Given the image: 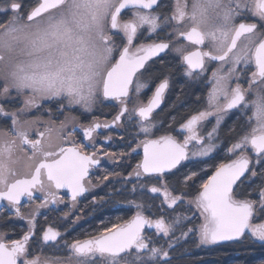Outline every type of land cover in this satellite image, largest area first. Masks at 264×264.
Instances as JSON below:
<instances>
[{"label": "snow or ice", "instance_id": "obj_1", "mask_svg": "<svg viewBox=\"0 0 264 264\" xmlns=\"http://www.w3.org/2000/svg\"><path fill=\"white\" fill-rule=\"evenodd\" d=\"M0 17L6 18L0 22V213L26 224L17 239L0 231V264H171L175 246L191 236L197 246L245 236L264 244V0H0ZM140 36L147 42L136 44ZM168 52L191 80L217 64L203 107L178 128L176 117L166 127L155 119L170 87L167 75L141 99L153 80L149 62ZM105 102L118 107L111 121L93 117L85 124L71 115ZM233 110L243 122L228 129L224 151L234 158L216 165L189 198L198 173L176 172L221 147V126ZM33 112L39 115L28 118ZM210 117L215 123L205 132ZM125 122L143 139L103 156L115 162L142 148V158L126 176L104 169L94 184L98 130ZM110 177L119 178L121 189H111L109 198L139 193L116 201L134 214L65 239L81 220L71 215L79 199ZM244 184L247 193L237 192ZM65 197L64 232L40 225L41 210H58ZM91 203L107 200L93 196ZM181 205L188 211L177 212Z\"/></svg>", "mask_w": 264, "mask_h": 264}, {"label": "flooded vegetation", "instance_id": "obj_2", "mask_svg": "<svg viewBox=\"0 0 264 264\" xmlns=\"http://www.w3.org/2000/svg\"><path fill=\"white\" fill-rule=\"evenodd\" d=\"M172 0H164V3L170 5ZM169 9H161V11H168ZM130 14V13H129ZM5 17H0V22H2ZM146 35V33H145ZM119 42V41H118ZM141 42H147L144 40V36H140L139 39L135 41L136 44H139ZM183 43V41H181ZM163 61V63H161ZM150 65V71L153 73V80L149 84L148 89L145 90L144 95L141 97L143 100H147V97L151 95V92L154 90L157 83H159V80L163 78L164 75H167L170 80V87L169 90L166 93L165 101L161 105L160 109H158L155 113V119L163 121L165 124V127L167 124L171 121L172 117H176V124L174 125V128H178L179 124L184 122L185 119L188 118L189 115L192 114V112L198 108L203 107V99L207 94L208 89L211 87L210 84H207V77L211 75V72L213 69L217 67L216 63H211L208 65V71L204 74V76L200 80H191L184 76V69L179 65L178 59L174 57V54L171 52H168L167 54L161 53L158 58H153L152 61L149 62ZM243 84L244 82L241 81ZM246 86V85H245ZM197 96L201 97V102L198 103L196 98ZM179 97V99H178ZM173 104H175V107H171ZM18 106V105H16ZM50 107V105H49ZM118 111V107L115 106L114 103H101L96 106L94 111L90 114H81L80 111L74 110L71 115H75L79 118V121L81 123H88L93 119V117H96L100 122L105 121H111L113 117L115 116L116 112ZM39 115V113H31V116L28 118H32L34 116ZM43 119H47V115L42 117ZM60 119H63V116L60 117ZM243 122L242 118L240 117V113L236 112L235 110L229 112L225 117L223 124L221 126V140L224 141V143L221 144V147L214 153L211 154L210 157H204V158H192L189 161L183 162V168L185 166H189L191 168L190 171H196L198 173V176L200 172L203 169L202 175H205L206 180L208 176L212 175V173L215 171V166L219 163H227L229 159H232L234 157L229 156L225 153L224 149L227 146L228 143V129L233 126L234 124L239 126ZM215 123V118L210 117L209 120L204 125V131L210 130L212 125ZM136 129L125 122L124 127H117L113 126L109 129L101 128L98 130V135L96 136V144L97 147L102 146L101 150V165L100 168L93 170V183H96V177L103 176L106 173L103 171L102 168H112L113 165L122 164L125 169H127V166L131 165L130 158H118L115 162L108 159L107 157L103 156L104 152H110V153H120V152H127L128 148L126 147L127 141H132V137ZM161 134L160 132L157 133V135ZM173 135H176V132L173 131ZM111 136V140H105L104 137ZM123 137V139H122ZM135 137V136H134ZM182 136H178V139H182ZM136 139H143V136H140ZM135 145L133 144V147ZM90 151L92 149H89ZM139 155L134 156L133 165H135V162L137 163L143 155V149H138ZM251 155V153H250ZM195 163H200L199 168L197 170H194ZM259 165H257V171H259ZM118 173L117 171H110ZM175 171V170H174ZM189 172V171H188ZM124 176L127 175V173H122ZM197 176V177H198ZM172 176L167 177V179L171 180ZM111 183L104 182L100 184L98 187L93 188L90 193L84 194L79 201L77 207L72 212V218L74 219L75 216L79 215L81 216V220L78 223V226L75 227V230L69 229L67 234L65 235V239L71 240L73 238L79 237L84 238L82 233H87L95 230L101 220L104 219H97L95 216L97 215V211L103 210V213L111 212L112 210L117 208H128L127 205H121L117 204L116 201L121 199H128V194L125 193L124 196H121L122 198L114 199L113 197L109 198L107 196V193L110 192L111 189L115 188L114 185L116 184V189L119 190L120 188L118 186H121V181L118 177H110L109 178ZM255 183H260L259 179L255 180ZM107 185V186H105ZM247 184L241 185L238 189L242 191L243 187ZM129 187V185H128ZM66 189H61L59 192V195L64 196ZM39 195V194H38ZM105 197L107 200V203H97L92 204V197ZM190 198V197H189ZM250 198H255V196H252ZM38 202V201H36ZM27 204L28 208L34 207V203ZM27 203V202H26ZM159 200L157 199L155 204H158ZM70 207L69 199L68 197H65V203L58 206V210L56 211H49V210H41L42 214L38 217L39 224L42 226H46L48 223H52L54 226L58 227L61 232H64L65 228L68 227V224H66L64 221L60 219L62 213L68 211V208ZM187 207L186 205H181L177 207L176 209H183ZM45 217H47V220H45ZM99 217V216H98ZM5 218V222H1V219ZM130 219V218H128ZM127 220V219H126ZM105 222H113L112 219H105ZM5 224V225H3ZM4 226V227H3ZM6 227V228H5ZM3 228V229H2ZM0 231L7 232L8 236L7 239H17L22 235V229L26 230V224L24 221L20 220H12L9 222L7 210H5L3 213H0ZM146 235L153 236V238H156L154 236L153 231L146 229ZM172 259V257H171ZM175 259V258H173Z\"/></svg>", "mask_w": 264, "mask_h": 264}, {"label": "trees", "instance_id": "obj_3", "mask_svg": "<svg viewBox=\"0 0 264 264\" xmlns=\"http://www.w3.org/2000/svg\"><path fill=\"white\" fill-rule=\"evenodd\" d=\"M130 159L131 165L127 166V169H125L122 164H115L112 168L108 167L102 169L117 171L118 173L124 174L128 173L132 170V167L135 166H132L134 157ZM198 165H200V163H195V167L193 169L197 170L199 168ZM190 170L191 168L189 166H185L184 168L180 167L179 172H176V177H182V174L187 173ZM202 173L203 172L201 171L199 176L195 178L194 183H192L191 186L187 189L188 197L191 198L195 195L200 183L205 179V175H202ZM176 177H171V180L175 179ZM114 187L116 189V184L114 185ZM118 187L120 188L121 186ZM129 187H131V185H129ZM248 188L249 185H247V187L244 186L242 191L237 189V192L247 193ZM147 195L149 194H146V197ZM137 196H139V193H137L136 196L128 195V199H134L137 198ZM113 198L118 199L122 197L113 196ZM151 202L155 204L156 200ZM176 211L185 212L188 211V208L185 207L183 209H176ZM134 212L135 209L130 207L120 209L115 208L112 210V213L109 211L108 213H103V210H98L97 215L95 217L97 219L104 220L112 219L113 222H117V217L126 220L128 218H131ZM171 214L172 213L169 212V215ZM4 220L5 218H2L1 222H5ZM196 223H199V220H197ZM179 234V231H177L176 236H179ZM159 243H164V240L160 239ZM198 243L199 241L196 236H191L186 240L181 239L175 246L174 251H172L171 253V264H257L258 260L264 258V244H260L259 242H253L247 236L239 238L237 240L217 242L216 244L212 245L197 246Z\"/></svg>", "mask_w": 264, "mask_h": 264}, {"label": "rangeland", "instance_id": "obj_4", "mask_svg": "<svg viewBox=\"0 0 264 264\" xmlns=\"http://www.w3.org/2000/svg\"><path fill=\"white\" fill-rule=\"evenodd\" d=\"M135 132H136V131H135ZM134 136H135V134H134ZM134 136L132 137V140H133L134 138H136V137H134Z\"/></svg>", "mask_w": 264, "mask_h": 264}, {"label": "water", "instance_id": "obj_5", "mask_svg": "<svg viewBox=\"0 0 264 264\" xmlns=\"http://www.w3.org/2000/svg\"><path fill=\"white\" fill-rule=\"evenodd\" d=\"M220 242H224V241H220Z\"/></svg>", "mask_w": 264, "mask_h": 264}]
</instances>
